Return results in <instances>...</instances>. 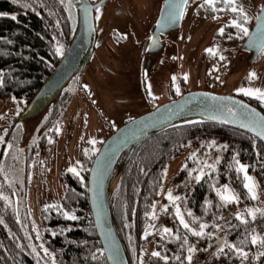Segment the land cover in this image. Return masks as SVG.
<instances>
[{"label":"flooded vegetation","instance_id":"af4514ba","mask_svg":"<svg viewBox=\"0 0 264 264\" xmlns=\"http://www.w3.org/2000/svg\"><path fill=\"white\" fill-rule=\"evenodd\" d=\"M88 1L94 3L98 0ZM103 1L105 0H101L92 8L94 37L85 65L78 75L72 76L67 84L61 88L55 102L46 110L23 142L19 138L20 125L16 122V119L30 97L24 99L11 94H0V99L11 96L15 101L14 109L10 113L8 122L1 135L4 138L3 142H0V193L8 197L7 201L0 199V217L6 222H11V224L7 223L9 226L6 238L8 242L13 239L15 231L17 236L22 235L23 237L29 235L32 230L23 200L26 170L32 158L45 156L52 162L53 159L62 155L61 151H58L59 132L56 129H61L62 127H65V129L69 127L68 129H70L73 125L76 111L74 109L71 112V107L76 104V101L72 99L75 93L74 90H89L91 88L95 97L100 94L99 103L101 106H107L102 101H105L106 104L110 103V108H113L120 115L118 122H123L130 116L132 117L138 112L152 107L157 102L184 91L181 86L183 84L182 72L188 63L191 48L188 43L186 45V42L191 32H193L191 24L196 19L201 20L202 17L203 19H222L219 26H214L210 30L212 38L204 46L198 44L199 55L203 58L204 73H221L226 65L233 63L237 68H234V71L236 73L239 71L238 75L241 84L249 79L250 73L247 72L245 66H249L252 62H255V64L258 62L257 70L262 75L264 73V45L253 54L250 61H245L246 57L249 59L248 54L241 53L239 47L245 35L231 24V21L236 19L238 22H243L244 26L249 30L262 0H236V4L243 8L242 14L231 12L229 6L221 3L220 0H216L215 9L222 10H214L210 6L199 8L198 5L203 3V0H195V2L189 0L187 5L193 2V6H183L178 26L159 33L152 48L149 45V37L155 25L162 0L158 1L156 8L155 6L139 5L137 0H130L129 4L99 8V4ZM187 7H189L188 10L186 9ZM244 15L247 16V20L243 19ZM221 27L225 28L226 33V37L223 38V45L221 39H217V34ZM229 35L232 36V39H228ZM66 39L61 37L57 46L63 45L64 48ZM208 48H213L217 55L209 54L206 51ZM221 55L225 59L221 60ZM84 67L86 68L85 74H83V80H81L80 76ZM173 77H175V80L172 79ZM177 88H179V92H177ZM259 88L264 90V86ZM115 93L118 96H112ZM230 93L245 99L264 114V101L259 100L255 95H245L238 89ZM124 97L126 101H124ZM69 102L70 110H68ZM126 107H136L138 111H135V109L132 111L123 110ZM101 119L105 120L104 117H101ZM69 134L70 132H67V135ZM49 139H51V143H49ZM81 140L82 144L78 147L77 157L82 149H86L90 153L89 150L94 149L97 143L98 147L102 138L97 140L95 144L90 143L87 138ZM213 141H215L214 145L212 144ZM222 146L219 135L215 137L198 135L192 138L189 137L183 143L176 146L173 145L174 150L163 163L160 172L161 177L164 164L171 157L179 152L184 154L182 165L171 176L169 191L174 196L182 198L176 203L180 205V210L185 214V219L193 227L198 230L199 223H205L208 225L204 230L205 233H214V235L195 237L183 229L175 215V207L167 199V194L157 196L155 208L150 209L153 198L156 197V191L159 188V177V183L147 212L141 213L137 220L136 233L137 239L140 240V246L130 248L124 244L127 264H138L140 253L145 254L146 264H175V251L178 250L176 243L182 244V241L176 237H182L183 235H187L189 240L188 245L180 248L182 250L181 257L184 260L183 264H187L185 257L188 254L187 248L189 246H194L197 249V251L191 253L195 256L196 264H220L219 256L217 259L215 257L218 255L217 247L224 236V222L221 218L222 214L218 217H210L208 222L207 202L218 204L217 206H219L222 213L225 206L226 213L232 214L235 208L243 204L245 209L246 205L250 204V198L243 187L245 200L239 199V202L224 204L213 188L214 183H211L213 179L221 180V175L213 177V172L205 168L204 170L207 174L200 182H197L194 176L198 173L192 171L196 168L188 166V159L210 157L213 159L212 163H214L217 157L220 160L224 153ZM193 153H195V157H193ZM243 164L248 166V170L252 169L253 171L251 165ZM218 165L219 163L216 164V169ZM234 165L236 169V163ZM74 167H76V163ZM65 171L67 170H63L59 176L62 180ZM190 171H192V176H189ZM214 173L217 176L218 172ZM237 174L241 177L242 184V174ZM224 184L226 183L220 181L216 187H221ZM232 185L231 183L229 184L230 188L238 194ZM197 194L199 197L198 202H196ZM164 205H168V210L162 212L161 208ZM222 206L223 208H221ZM188 211H191L193 216L199 219L194 221L193 217L187 216ZM153 212L156 214V219H152L151 214ZM241 213H244L243 210H241ZM258 215L256 214V218L259 217ZM249 221L252 222L251 226H253L254 220L252 217ZM217 224L220 225L219 229L214 227ZM164 228L172 229V233L164 234ZM4 230V223L0 224V232L2 233ZM146 232L149 233L147 236L145 235ZM9 249L11 250L12 246ZM18 250L20 251V249ZM23 250H25L23 253L24 258H28V248H23ZM142 250L144 252H141ZM154 251H159L162 256H167L169 259L164 261L159 257H153L151 253Z\"/></svg>","mask_w":264,"mask_h":264},{"label":"trees","instance_id":"16d2710c","mask_svg":"<svg viewBox=\"0 0 264 264\" xmlns=\"http://www.w3.org/2000/svg\"><path fill=\"white\" fill-rule=\"evenodd\" d=\"M73 2L74 0H19L13 3V0H0V12L8 13L7 16H0V80L3 81L0 84L1 95L11 94L28 99L36 90L58 58L55 49L61 37H68ZM13 15L16 16L15 20L11 18ZM195 135H219L222 145H227L226 149L223 148L224 153L215 171L218 172L217 176L213 172V177L221 175V180L213 179L211 183H231L240 199L245 200L242 179L235 171V161L251 165L256 175L263 173V145L253 135L231 126L193 121L173 124L148 135L124 162L108 200L110 215L123 250L124 244L130 248L140 246L136 233L137 220L150 206L159 183L161 167L174 150L173 145H179ZM95 148L87 154L86 149L79 151V163L76 162L79 176L68 170L63 173L64 188L59 201L47 204L58 205L59 208L46 210L44 205L38 209L40 239H36L37 235L32 230L23 237L17 236L15 231L10 244L6 238L9 228L7 223L11 222L4 221L5 230L0 232V264H37L38 260L40 264H105L92 228L85 196L86 171ZM229 181L231 182L228 183ZM198 199L197 194L196 202ZM217 205L207 202L208 222L210 217L222 214V240L242 246L248 256L241 260L234 252L223 255L217 251L215 259L219 256L220 264H262L264 255L260 253H264V244L261 243L257 249L250 242L253 228L249 221L251 216L243 213L248 223H242L237 218V214L244 210V204L237 207V211L232 214L226 213L225 206L223 213L220 212ZM65 211L75 214L79 219H66L62 214ZM261 227L264 241V221ZM53 232L57 235L53 236ZM241 241L244 243L241 244ZM41 244L49 250L50 255L44 256ZM32 247L41 255L37 256ZM176 247L178 250L175 255L180 259H176L175 264H183L181 244L176 243ZM23 248H28V258H24ZM225 251L228 252V249L225 248Z\"/></svg>","mask_w":264,"mask_h":264},{"label":"water","instance_id":"95a60500","mask_svg":"<svg viewBox=\"0 0 264 264\" xmlns=\"http://www.w3.org/2000/svg\"><path fill=\"white\" fill-rule=\"evenodd\" d=\"M100 1L91 3L88 0H74L69 33L63 48L64 54L58 57L16 119L22 129L24 126L22 123L28 122V126L19 135L21 142L28 137L46 110L55 102L61 88L72 76L78 75L85 65L94 37L92 8ZM172 3L180 5L182 0H162L160 3L155 25L149 37L150 48L154 45L159 33L176 28L179 24L183 7L176 9L177 18L174 22H170L168 8ZM258 16L264 18V0L261 1L256 11L248 35L244 36L239 45L241 53L248 54L249 59L246 57L245 61H250L253 54L264 45V41L252 43L250 40V37L255 36L260 28L261 20L257 19ZM215 97H229L230 99L219 101L214 99ZM220 104L234 107L235 114L218 110ZM171 112H179V114L171 115ZM249 113L256 119L264 117L256 106L234 93L215 92L205 88L186 89L129 117L102 138L87 167L85 196L92 228L105 264H114L113 260L109 259L113 248L119 250L120 264H127L110 215L108 200L113 185L131 151L148 135L167 126L188 121H207L240 129L253 135L264 147V138L257 135L259 129L254 130L251 127L242 126L248 123L245 116ZM170 115L171 118H167ZM145 124L150 126L144 127ZM123 152L125 153L122 159L115 166ZM98 169H106L102 182L97 180Z\"/></svg>","mask_w":264,"mask_h":264},{"label":"rangeland","instance_id":"374dc122","mask_svg":"<svg viewBox=\"0 0 264 264\" xmlns=\"http://www.w3.org/2000/svg\"><path fill=\"white\" fill-rule=\"evenodd\" d=\"M137 1L139 5L155 6L156 8L159 0ZM129 2L130 0H105L101 4H99V8L103 6L129 4ZM186 6H193V2ZM186 9L188 10L189 7H187ZM221 20L222 19L219 20V18L203 19L202 17L201 20L196 19L191 24L193 32H191L188 37V41L186 42V45L189 44L191 48L190 55L188 57V63L185 65L182 72V90L192 88H205L215 92H234V90L236 89H254L264 86V73L262 75L257 70L258 62H256V64L255 62H252L249 66H245L248 73H255L256 75L254 78H249L242 84L239 81V71H237V73L234 71V68H237L233 63L228 64V66L226 65L224 70L218 74L203 72V58L199 55L198 44L204 46V44L212 38L210 30H212L214 26H219ZM217 35V39H221L223 45V38L226 37V33L223 36H221L219 33ZM85 69L86 68L84 67L81 73V80H83ZM185 76H187V80L184 79ZM217 77H219V79H217ZM74 91L75 93L73 94L72 99L76 101V104H74V107H71V112H73L74 109H76V111L74 115L73 125L70 127V129H68L69 127H67V129H65V127H62L58 133V151L60 150L62 155L53 159L52 162L49 161V158L45 156L32 158L24 177L25 186L23 189V200L25 212L28 216L32 231L36 235L39 234L41 230L40 219L38 217V209L41 206L58 202L64 188V181L59 176L63 170H68L69 168L74 167L77 161L76 154L78 147L82 144L81 139L87 138L90 141L95 140L97 142V140L103 138L112 130V128L122 122H118L120 120V115L115 110H113V108H110V103L106 104L105 101H102V103L107 106H101V104L99 103L100 94L98 97H95L91 88L89 90L83 89ZM112 96H118V94L115 93L112 94ZM124 101H126V98ZM68 105V110H70V102ZM14 106L15 101L11 96H6L0 99V136L5 129L10 113L13 111ZM134 109L135 111H138L136 110V107L123 108V110L125 111H132ZM101 117H104L105 120H102ZM27 124L28 122L22 123V125H24L23 129L21 128V126H19L20 133L22 132V130H24L25 127L28 126ZM67 132H70V134L67 135ZM183 160L184 154L179 152L164 164L160 177L159 188L156 191V197L153 198L150 209H153V205L156 206L155 201L157 199V196L167 194L171 187V176L182 165ZM188 161L189 167L199 169L200 167L204 166L205 161H207V163H212L213 159L210 157L203 159L190 158L188 159ZM241 174L243 177V173ZM248 174L253 177V181L256 184L255 191L258 199L253 200L249 197L250 204H247L245 209L243 210V212L246 214H248V209L264 210V171L262 174L256 175L255 173H253L252 169H250L248 170ZM244 183L245 180L243 178L242 184ZM245 191L248 195L247 189H245ZM236 211L237 209L235 208L234 212ZM258 216L259 217L254 220L251 236L255 235L259 238V240L263 241V229L261 227V223L264 221V215L260 216L259 214ZM260 245L261 243L259 242L255 244L257 249H259ZM141 252L144 251L142 250ZM144 255L145 254L140 253L138 264L147 263L144 259ZM188 255L189 253L187 254V256ZM187 264H189L188 261ZM190 264H196V259L193 255Z\"/></svg>","mask_w":264,"mask_h":264},{"label":"snow or ice","instance_id":"6c2138e0","mask_svg":"<svg viewBox=\"0 0 264 264\" xmlns=\"http://www.w3.org/2000/svg\"><path fill=\"white\" fill-rule=\"evenodd\" d=\"M19 2V0H13V3H17ZM63 2V0H62ZM189 2V0H182V3L180 5H176L175 3H172L169 5L168 8V19L170 22H174L175 19L177 18L176 16V9L177 8H182L184 5H187ZM193 2H195V0H193ZM221 3L229 6V10L233 13H237V14H242L243 13V8L241 6H239L238 4H236V0H220ZM215 3L216 0H203V3L199 4L198 7L199 8H204L206 6H210L212 7L214 10H222V9H215ZM85 11H87V8L85 7ZM8 13L5 12H0V16H7ZM182 15V13H181ZM13 20L16 19V16L13 15L11 17ZM244 20H247V16L244 15L243 16ZM258 20H261V25L260 28L258 30V33L255 36L250 37V40L252 43H256L257 41H264V18L258 16L257 17ZM232 26H234L235 28L239 29L240 33H242L243 35H248V29L244 26L243 22H238L236 19H233L231 21ZM219 34L221 36L225 35V28L221 27L219 29ZM228 39H232V36L229 35ZM206 51L211 54V55H217V52L213 49V48H208L206 49ZM55 53L57 55H63L64 54V49H63V45H58L55 49ZM220 59L223 60L225 59L224 56H220ZM255 73H250L249 78H254L255 77ZM173 80H175V77L172 78ZM185 80H187V76L184 77ZM217 79H219V77H217ZM3 81L0 80V84H2ZM177 92H179V88L176 89ZM238 91L243 92L245 95L248 96H253L255 95L256 98H258L259 100L264 101V90L260 89V88H241L238 89ZM214 99L219 100V101H227L230 98L229 97H215ZM218 110L220 111H226L229 114H235V110L234 107H229L227 104H220L218 106ZM182 111V109H181ZM179 112H171V115H178ZM171 115L167 118H171ZM245 119L248 121L247 124L242 125L243 127H251L254 130L255 129H259V131H257V135L264 138V117H260L259 119H256L255 117H253L250 113L247 114L245 116ZM188 123H192L191 121H188ZM150 125L145 124L144 127H148ZM57 132L60 131L59 128L56 129ZM3 136H0V142H3ZM51 139H49V143H51ZM90 143L95 144L96 141L92 140L90 141ZM212 144H215V141L212 142ZM9 147H11V145H9ZM223 148H227V145H223ZM88 153V150H85V154ZM193 157H195V153H193ZM235 159V157H234ZM236 169L235 171L237 173H243V178L245 180V183L243 184V187L245 189H247L248 195L251 199L256 200L258 199L257 195H256V184L253 181V177L251 175L248 174V166L241 163L239 160H236ZM79 163V162H77ZM219 163V157H217L216 161L214 163H207V161L204 162V166L199 168V169H193L192 171L197 172L198 174H196L194 176L195 181L200 182L205 175L207 174L205 172V168L211 170V172H215L216 171V164ZM68 171L73 172L74 174H76L77 176H79V172H77L76 167H71L68 169ZM192 171L189 172V176H192ZM106 172V169L97 170V180L102 182L103 180V176ZM213 188L216 191V194L220 197L221 201L224 202V204H228V203H232V202H239L240 196L239 194H236L234 192L233 189L230 188V186L228 184H224L221 187H216V185H213ZM0 199H3L5 201L8 200L7 196H3L2 193H0ZM167 199L169 200V202L172 203V205L175 207L176 212L175 215L179 220L180 225H182L183 229H185L187 232L191 233L193 236L195 237H204L205 235L207 236H212L214 235V233H205V229L208 227L207 224L205 223H199L198 225V230L196 227H193L188 220L185 219V214L183 212H181L180 210V205L176 203V201L181 200L182 198L180 196H174L173 193L171 191H168L167 193ZM153 208H155V205L152 206ZM48 208H59L58 205H46L45 209L47 210ZM168 210V205H164L161 208L162 212H165ZM248 214L252 217L253 220L256 219V214L259 213L260 215H264V210L261 209H248ZM64 215V217L66 219L75 221L77 219H79V217H77L75 214L69 213L67 211L62 213ZM152 219H156V214L155 212H153L152 214ZM187 216L189 217H193V220H198L199 218L194 217L193 213L191 211L187 212ZM237 218L241 220L242 223H248V221L246 219H244L243 213H238L237 214ZM4 220L2 217H0V224H3ZM214 227L216 228H220V225H214ZM164 234H171L172 233V229L169 228H164L163 229ZM149 233L146 232V236ZM53 236L57 235V233L53 232L52 233ZM177 239H182V244L181 247L183 248L185 245L189 244V240H188V236L187 235H183L181 236H177ZM36 239H40L39 234H37ZM252 244H257L262 243L264 244V241L259 240V238L255 235L251 236V241ZM244 241H241V244H243ZM40 248L43 249V254L44 256H48L50 255L49 250L47 248L44 247L43 244L40 245ZM225 248L228 249V252L225 251ZM32 251L34 253H36L37 256H40L41 254L39 252H37L35 247H32ZM197 251V249L194 246H189L187 248V252L189 253L188 256L185 257V259L189 262H191L192 260V255L191 253ZM217 251L220 254L223 255H228L229 252H234L236 254V256L238 258H241V260L243 259H247L248 253L244 251V248L240 245L237 244H228L225 241H223L221 239L220 244L217 247ZM151 255L153 257H159L161 259H163L164 261H167L169 258L167 256H162L161 253L159 251H154L151 253ZM260 255H264V253H260ZM109 259L113 260L114 264H120V257H119V250L117 248H113L111 249L110 255H109ZM175 259L179 260L180 257L177 256L175 257ZM37 264H40V261L38 260Z\"/></svg>","mask_w":264,"mask_h":264},{"label":"crops","instance_id":"0c3cea01","mask_svg":"<svg viewBox=\"0 0 264 264\" xmlns=\"http://www.w3.org/2000/svg\"><path fill=\"white\" fill-rule=\"evenodd\" d=\"M262 264H264V256H263V259H262Z\"/></svg>","mask_w":264,"mask_h":264}]
</instances>
